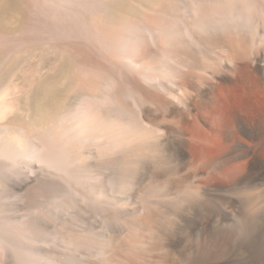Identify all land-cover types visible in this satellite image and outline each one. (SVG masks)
<instances>
[{"label": "bare ground", "instance_id": "1", "mask_svg": "<svg viewBox=\"0 0 264 264\" xmlns=\"http://www.w3.org/2000/svg\"><path fill=\"white\" fill-rule=\"evenodd\" d=\"M263 151L264 0H0V264H264Z\"/></svg>", "mask_w": 264, "mask_h": 264}, {"label": "rangeland", "instance_id": "2", "mask_svg": "<svg viewBox=\"0 0 264 264\" xmlns=\"http://www.w3.org/2000/svg\"><path fill=\"white\" fill-rule=\"evenodd\" d=\"M261 155L264 158V151L261 153ZM19 195H20L19 193L14 192V196L11 198V200H7V202L5 204L0 202V204H1L0 205V226H5V227L8 226L10 228L13 227V230L14 231L16 230V232H18L17 231L18 230V226L17 225L20 224V221L25 220L28 217V214H29L28 213L29 212L28 211L29 208L27 206H25L22 202H20L19 199L17 198ZM24 214L27 215V216H25ZM16 242H18V241H16ZM18 243H16V244L18 245ZM12 244H15V242L12 243ZM16 244H15V246H16ZM7 245H5L4 247H0V251H1V248H2L5 251L4 253L8 254V255H5V258L8 257L6 259H9L10 257L11 258L9 260L14 259V255L16 256V254H14L15 253L14 252L15 249L13 250V248H12L13 245H11V247L8 246L11 249H9V248L7 249ZM9 250H10V252H9ZM7 252H9V253H7ZM16 252H17V250H16ZM8 262H10V261H8Z\"/></svg>", "mask_w": 264, "mask_h": 264}]
</instances>
